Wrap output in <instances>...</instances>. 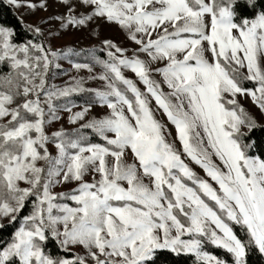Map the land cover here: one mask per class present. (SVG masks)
Here are the masks:
<instances>
[{
	"label": "snow or ice",
	"instance_id": "1",
	"mask_svg": "<svg viewBox=\"0 0 264 264\" xmlns=\"http://www.w3.org/2000/svg\"><path fill=\"white\" fill-rule=\"evenodd\" d=\"M59 3L47 17L51 27L26 25L32 38L24 42H13L14 29L0 24V63L7 64L0 73V217L15 221L34 198L0 248V264L12 257L18 264H87L84 255L45 252L48 236L66 252L82 246L91 264H140L154 249L191 254L195 264H246L253 246L264 255V160L244 154L251 142L241 129L255 123L236 99L246 94L264 113V14L238 26L231 21L232 0ZM94 21L116 24L135 47L95 30L98 43L88 47L54 46L48 39ZM73 70L62 84L51 82ZM96 80L102 84L87 86ZM148 96L174 125L182 152L210 180L165 138ZM95 106L105 111L91 114ZM62 113L73 127L49 133L46 126ZM92 135L102 142H91ZM64 184L74 186L54 190ZM206 245L225 250L230 260Z\"/></svg>",
	"mask_w": 264,
	"mask_h": 264
},
{
	"label": "rangeland",
	"instance_id": "2",
	"mask_svg": "<svg viewBox=\"0 0 264 264\" xmlns=\"http://www.w3.org/2000/svg\"><path fill=\"white\" fill-rule=\"evenodd\" d=\"M32 2H34L37 5L35 8H28L26 5H23V6L18 7V8L11 6V5L10 6L25 24H27V25L31 24L33 27L42 26L47 31V29L49 27H51L50 24L46 23L47 17L49 15L56 14L60 10L61 5L59 3V0H45V6L44 7L40 6V0H32ZM205 2H208V0H205ZM231 21L233 22L232 17H231ZM205 22H206V24L210 23V16L208 14H205ZM92 30H95L96 32H98L100 38H111L116 42L128 44L129 48L135 47L134 44L128 43V41L125 38V34L122 32V30L116 24H114V23L109 24L106 21L105 22L94 21L88 26L87 29L82 28V29L75 30V31H73L71 29L58 30V31L54 32V36H55L54 39L52 37H49L48 39L51 41V43L54 46L71 44V45L76 46V47H88V46H91L93 44L98 43L97 37L93 36L91 34ZM233 34L238 36V33L235 32V30H233ZM202 43H204L206 45V42H202ZM239 55L242 56V53H239ZM61 63H62L63 68H65V69L70 68V65H68L66 62H61ZM259 63L261 65H264V53L259 54ZM93 71L98 72L99 68H94ZM242 71L245 72V74H246V71H247L246 66L244 68H242ZM75 74L76 73L73 70L72 72L57 76V78L51 82L56 83V84H62L64 81H66L68 79L69 75H75ZM79 74L80 75H87V71L81 70ZM124 74L126 76H128L129 78H133L135 80V76L130 70L125 71ZM156 79H159V76H156ZM136 83H137V86L141 88V91H143V85L140 84L138 80H136ZM101 84H102L101 81L96 80V81L88 82L87 86L95 87V86H100ZM162 90L164 92L168 91L166 85H162ZM228 99H231V97L229 96ZM236 99H237V102L243 108H245L246 111L249 112L250 115L253 116L255 123L264 125V113L259 111V105L258 104L253 102L251 100V98L248 97L246 94H237ZM148 100H149V105L151 107L152 112L154 113L155 118L158 119L159 121H161L162 124L164 125V128L166 129V131L164 132L165 138L169 142L175 144V147L177 148V150L180 151L181 158L184 159L185 163H187L190 168H192L199 176L210 180V178H208L206 176V174L203 172V170L198 165L193 163L190 160V158H188L182 152L181 145H180V143H179V141L175 135L174 125H172L171 122H169L167 120V117L163 113L162 109H159V107L155 104V101L152 100V98L150 96H148ZM104 111H105V109H103L99 106H95L91 110V114L99 115V114H102ZM61 115H62V119L59 122H53V123H51L50 126H46V130L49 133L53 130L58 129L61 125L65 128L73 127V125H71L67 122L66 113H62ZM241 130L244 132L248 131V129H245L243 127ZM49 149L54 154V152H55L54 146L50 144ZM248 157H252V156H248ZM126 159L129 162L132 161L130 150H129V153H128ZM213 159L215 160L214 156H213ZM38 163H41V162H38ZM217 163H219V162L217 161ZM90 179H91L90 176H85V180H90ZM145 182H148L147 178H146ZM212 183H213V186L216 187L214 182H212ZM21 186H24L22 182H21ZM73 186H74L73 184H64L62 186L57 185V186H55L54 190H57V191L68 190V189L72 188ZM68 203L72 204L71 201H68ZM10 220H11L10 217H0V226L6 222H9ZM70 251H72L74 254L84 255L85 259L87 261V264H91V260H90V258L87 257L85 250L83 249L82 246H70ZM140 264H143V261L140 262Z\"/></svg>",
	"mask_w": 264,
	"mask_h": 264
},
{
	"label": "trees",
	"instance_id": "3",
	"mask_svg": "<svg viewBox=\"0 0 264 264\" xmlns=\"http://www.w3.org/2000/svg\"><path fill=\"white\" fill-rule=\"evenodd\" d=\"M230 10L233 13L231 16L233 22L239 26L244 20H251L255 18L257 14H264V0H252V3H249L248 0H232ZM0 24L14 29L13 42L20 43L32 38V32L28 31V28L26 27L27 24L20 19L11 6L4 0H0ZM6 70L7 64L0 63V73L5 72ZM243 86L254 89L256 85L255 82L244 81ZM74 99L80 101L84 98L74 97ZM243 140L246 144L251 142L247 152L244 153L246 156H255L264 160V125L255 123L254 127L248 129ZM91 142L102 141H100L95 135H92ZM32 199L34 198L26 200L24 207L15 221L10 220L11 222H6L0 226V248L10 241L12 232H14L19 226L20 217L30 212ZM233 227L234 231L240 235L239 227L235 225H233ZM42 244L44 251L53 257H67L70 253H73L70 250L69 252H66L61 249L55 238L51 236H48ZM206 250L211 251L214 255L224 258L225 260H230L229 254L223 249L206 245ZM245 259L246 264H264V255H262L254 246L247 251ZM4 264H18V261L15 257H12L6 260ZM143 264H195V258L191 254L172 253L166 249H155L153 250L152 258L144 260Z\"/></svg>",
	"mask_w": 264,
	"mask_h": 264
}]
</instances>
